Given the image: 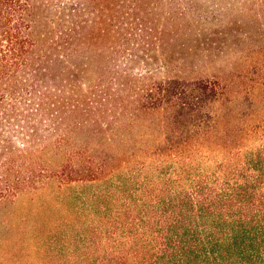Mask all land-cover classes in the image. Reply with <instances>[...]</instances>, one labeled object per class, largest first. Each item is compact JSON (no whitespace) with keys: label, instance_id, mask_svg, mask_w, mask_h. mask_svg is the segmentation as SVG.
<instances>
[{"label":"trees","instance_id":"1","mask_svg":"<svg viewBox=\"0 0 264 264\" xmlns=\"http://www.w3.org/2000/svg\"><path fill=\"white\" fill-rule=\"evenodd\" d=\"M154 1L0 0V134L32 146L18 185L71 192L81 219L48 264H264V64L242 56L240 83L153 67L185 16Z\"/></svg>","mask_w":264,"mask_h":264},{"label":"rangeland","instance_id":"2","mask_svg":"<svg viewBox=\"0 0 264 264\" xmlns=\"http://www.w3.org/2000/svg\"><path fill=\"white\" fill-rule=\"evenodd\" d=\"M232 2L236 3L235 0L163 2L167 10L176 14L185 13V16L180 19L183 26L179 27L177 40L172 41L168 35V39H171L166 50L149 52L153 56L150 61L153 67H158L167 59L168 64L171 62L170 74L189 78L213 77L221 68L223 74L226 73L232 79L233 72H238L234 79L240 83V70L251 65V62H243L242 56L252 52L250 60L263 65L264 55L253 52L264 50V10L252 11V7H248L242 15L232 13L227 10ZM255 2L258 0H246L248 6ZM36 3L41 12L47 0H37ZM152 8H155L153 12L157 16L165 12L157 0L152 2ZM234 63H238L236 67L229 66ZM165 76L166 72L158 73L159 78ZM19 132L25 134L21 128L15 133L18 138L12 133H4V136L0 134V198L5 197L0 201V264H48L50 232L59 230L60 236H64V232L74 229V226L61 229V224L74 225L75 222L78 226L79 218L71 211V192L48 191L47 188L36 193L25 183L18 185L24 160L27 167L31 163L30 154L23 158L21 150L32 151L27 135ZM26 133L29 134L27 129ZM24 142L27 143L26 147L23 146Z\"/></svg>","mask_w":264,"mask_h":264}]
</instances>
